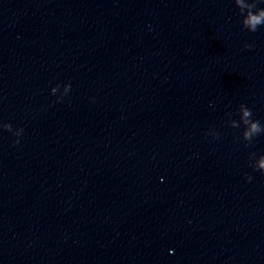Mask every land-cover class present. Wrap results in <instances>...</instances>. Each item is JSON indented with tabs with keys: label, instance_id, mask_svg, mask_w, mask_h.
<instances>
[{
	"label": "clouds",
	"instance_id": "clouds-1",
	"mask_svg": "<svg viewBox=\"0 0 264 264\" xmlns=\"http://www.w3.org/2000/svg\"><path fill=\"white\" fill-rule=\"evenodd\" d=\"M259 2H264V0H250L249 4H245L243 0H234V3L239 8L240 14L242 16L241 24L243 28L247 29L250 32H256L260 26H264V7H257ZM246 48L251 47L250 45H245ZM59 87V85H57ZM70 90V85H65V94ZM55 91V88L52 89ZM239 112V121L232 119L230 120V126L232 128H240L241 125H246V128H243L241 133L243 140L251 143L252 139L264 132V126L258 120H253L251 117L253 115L252 110L247 106L241 104L238 108ZM10 127V125H9ZM22 132V129H21ZM214 138H218V133L213 135ZM14 143H19V140H16ZM255 157V153L251 154ZM257 166L253 167L254 170H259L264 174V155L260 156L258 159ZM248 181H251V176H246Z\"/></svg>",
	"mask_w": 264,
	"mask_h": 264
}]
</instances>
